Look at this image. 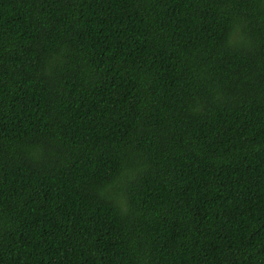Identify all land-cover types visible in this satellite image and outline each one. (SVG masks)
Masks as SVG:
<instances>
[{
	"label": "trees",
	"instance_id": "1",
	"mask_svg": "<svg viewBox=\"0 0 264 264\" xmlns=\"http://www.w3.org/2000/svg\"><path fill=\"white\" fill-rule=\"evenodd\" d=\"M0 264H264V0H0Z\"/></svg>",
	"mask_w": 264,
	"mask_h": 264
}]
</instances>
